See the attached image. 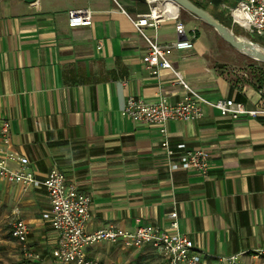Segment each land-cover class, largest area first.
Returning <instances> with one entry per match:
<instances>
[{
  "label": "crops",
  "instance_id": "obj_1",
  "mask_svg": "<svg viewBox=\"0 0 264 264\" xmlns=\"http://www.w3.org/2000/svg\"><path fill=\"white\" fill-rule=\"evenodd\" d=\"M122 6L133 17L150 8L147 0ZM75 8L90 10L92 24L69 26L67 12ZM190 28L194 47L168 52L174 70L208 99L227 96L257 104L256 88L230 83L222 68L210 64L208 43L198 42V31ZM148 33L173 41L175 21ZM147 49L113 0H0V118L11 130L4 146L26 156L38 179L56 166L90 196L89 232L109 224L168 229L176 211L178 230L194 241L207 264L233 254L244 264H264V255L257 254L264 249V115L231 119L204 105L198 119L167 123L174 149L167 157L157 124L121 113L129 96L155 101L163 95L175 103L184 93L172 69L153 75L144 66ZM185 149L209 152L206 173L170 168ZM0 209L10 228L16 219L28 223V246L40 255L31 258L17 240L0 239L8 249L17 247L5 254L13 259L1 263L58 264L51 254L57 236L46 216L51 205L42 184L25 190L0 177ZM86 252L97 264L163 261L152 245L104 241Z\"/></svg>",
  "mask_w": 264,
  "mask_h": 264
},
{
  "label": "built area",
  "instance_id": "obj_2",
  "mask_svg": "<svg viewBox=\"0 0 264 264\" xmlns=\"http://www.w3.org/2000/svg\"><path fill=\"white\" fill-rule=\"evenodd\" d=\"M121 11L127 14L138 34L146 41L148 49L142 57L144 66L153 74L158 75L161 68L172 69L183 87L184 93L180 100L171 103L166 96H160L155 101H146L142 98L129 96L121 109L124 117L134 121H144L157 124L163 135L161 141L167 157L174 154L167 135V123L172 120H194L202 117L203 106L217 109L221 116L235 119L241 116L256 117L264 115V87L256 88L259 95L257 104L250 107L242 101L223 96L211 100L194 89L173 68L168 58L171 49L185 50L194 47V37H189L186 24L179 18V12L168 14L164 10L157 11V7L164 6L169 0H147L149 11L131 16L123 8L120 0H113ZM232 21L241 24L253 34H264V0H236L230 10ZM69 26L91 25L92 12L86 8L69 9ZM168 19L175 21L177 38L173 41H161L157 34L148 33L149 28L155 32ZM11 142V130L8 120L0 118V177L28 188L42 184L48 194L51 209L46 216L56 233L57 240L51 250L52 257L58 264H97L87 255V248L104 241L121 242L126 247H141L152 245L161 254V264H207L202 253L196 248L189 236L179 231L178 214L170 213L168 229H162L154 224H139L133 230H126L109 224L103 228L89 232L87 230L90 219V196L80 191L76 185L70 184L62 170L54 166L44 179H38L28 167L26 156L8 150L4 145ZM184 149L185 144H178ZM210 154L205 149H185L178 160L170 161L171 169H195L206 173L210 166ZM16 164V167L13 166ZM30 227L24 219L13 221L11 236L22 244L26 254L34 259L40 255L34 253L28 246ZM258 255H264V249L257 250ZM219 264H244L240 254L222 256Z\"/></svg>",
  "mask_w": 264,
  "mask_h": 264
},
{
  "label": "rangeland",
  "instance_id": "obj_3",
  "mask_svg": "<svg viewBox=\"0 0 264 264\" xmlns=\"http://www.w3.org/2000/svg\"><path fill=\"white\" fill-rule=\"evenodd\" d=\"M120 1L123 5H125L126 2L131 0ZM197 1L201 4H204L206 6V9L210 13L216 14L218 16H220V12L227 13L236 4V0H220L218 6L213 4L214 2L211 0ZM229 15L232 20L231 12ZM179 18L183 23L187 25L186 28L189 34H191L190 27H193L194 31H198L199 36H197L196 38L198 42L208 43V45L210 46V52L207 53V57H209L210 59V64L214 68H222L227 80L230 83L238 87L246 85L257 87L253 83L256 82L255 76L259 73V71L262 69L264 70V61L257 60L243 53L236 46H233L226 40H224L216 31V29H214L210 25H207L200 18L192 15L190 12L184 10L183 8H179ZM226 22L228 24V27H230L235 35L245 36L254 43L264 47V34L256 36L255 34L245 29L243 25L235 23L233 21L231 22L228 16L226 18ZM2 212V209H0V239L15 242L16 239L14 240L10 233V224L8 222H3V220L1 219ZM10 245L11 249H8L9 246L0 241V264H3L1 262H3L4 259H7L9 261L13 259L12 256H9V258H6L5 256V254H7L9 251L12 252L14 250H17L16 245ZM43 261L22 259L23 264H42ZM46 264L55 263L47 262Z\"/></svg>",
  "mask_w": 264,
  "mask_h": 264
},
{
  "label": "water",
  "instance_id": "obj_4",
  "mask_svg": "<svg viewBox=\"0 0 264 264\" xmlns=\"http://www.w3.org/2000/svg\"><path fill=\"white\" fill-rule=\"evenodd\" d=\"M26 2H34L36 0H25ZM145 1V0H144ZM177 4L178 9L183 8L192 15L200 18L207 25L212 26L220 34V36L233 46L243 44L244 41L238 39L237 35L227 25L221 23L212 13L207 9L197 5L192 0H172ZM245 44L251 47V53H246L250 57L257 60L264 61V51L258 49L251 40L245 41Z\"/></svg>",
  "mask_w": 264,
  "mask_h": 264
},
{
  "label": "bare ground",
  "instance_id": "obj_5",
  "mask_svg": "<svg viewBox=\"0 0 264 264\" xmlns=\"http://www.w3.org/2000/svg\"><path fill=\"white\" fill-rule=\"evenodd\" d=\"M170 2L165 4L164 6H159L157 7V11H161V10H164V12L166 13V15L168 14H176L178 12V7H177V4L172 1V0H169ZM238 39L241 40V41H244L243 44H238L236 45V47L242 51L243 53H251V47L248 46V44H245V41H248L249 39L245 36H241V35H237ZM258 49L264 51V47L263 46H260L259 44H256L255 45Z\"/></svg>",
  "mask_w": 264,
  "mask_h": 264
},
{
  "label": "trees",
  "instance_id": "obj_6",
  "mask_svg": "<svg viewBox=\"0 0 264 264\" xmlns=\"http://www.w3.org/2000/svg\"><path fill=\"white\" fill-rule=\"evenodd\" d=\"M194 3H196L197 5L203 7L206 9V6L204 4H201L200 2H198L197 0H192ZM213 1L216 6H218L220 0H211ZM229 14H230V11H228ZM227 13H219L220 16L216 15V14H213L214 17H216L221 23L225 24L228 26L227 22H226V18L227 16L229 17L230 21L232 22L231 18H230V15ZM256 36H259L258 34H255ZM256 78V82L253 83L255 84L257 87L255 88H259V87H264V70H260L259 73L255 76Z\"/></svg>",
  "mask_w": 264,
  "mask_h": 264
}]
</instances>
